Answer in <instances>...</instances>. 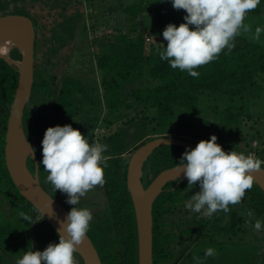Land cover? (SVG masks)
<instances>
[{
    "label": "trees",
    "instance_id": "16d2710c",
    "mask_svg": "<svg viewBox=\"0 0 264 264\" xmlns=\"http://www.w3.org/2000/svg\"><path fill=\"white\" fill-rule=\"evenodd\" d=\"M49 1H37L42 5L45 23L37 25L31 19L35 31L42 36V43L35 40V60H41L34 71L32 94L23 114L25 136L35 155V160L27 159V167L34 175L37 165L41 187L70 211L72 206L66 203L67 194L53 190L46 180L48 173L40 163L46 129L71 124L80 111L89 107H94L97 114L103 108L106 111L98 123L99 129L102 126L110 128L121 121L122 126L114 133L99 134V142L108 145L104 153L109 157V167L104 173L106 202L104 208L93 215L87 235L101 264H138L136 219L127 188V165L123 163V154L142 140L148 142L156 138L154 136L179 134L176 116L180 117L183 111L193 116L203 113L204 96L219 95L230 99L257 86L258 80L264 77V46L241 34L235 38L233 49L226 48L218 58L195 69L199 76L192 77L187 71L172 69L168 61L161 60L158 55L157 50L167 46L163 30L169 23L179 26L186 15L185 10L174 9L169 0H114L116 6L113 7L103 6L105 0H90L92 4L99 1L113 19L120 17L117 25L108 24L107 20L102 34L107 30L110 33L93 42H89L88 31L83 25L85 13L82 10H76L68 3L55 13L47 8ZM5 3L6 0H0V17H28L29 13L22 9L6 12L3 9ZM34 8V11L40 9ZM100 10L103 9H95L96 12ZM261 10L260 5L249 14L261 15ZM52 19L56 21H49ZM96 25L98 23L92 26L93 31L98 29ZM90 43L97 46L94 55ZM10 56L16 61L21 59L18 50L10 52ZM75 58L77 62L83 59L84 66H75ZM95 73L100 75L102 99L100 95L98 98L94 95L98 88ZM17 83V69L0 59V264H16L17 259L32 247L34 251H42L49 243L59 242L57 233L18 191L6 168L5 136ZM225 108L224 118L230 123L236 122L240 115L233 112L229 104ZM237 111L241 113L238 107ZM98 119L94 115L91 121L95 124ZM95 125L87 133L82 126L75 128L89 134L93 141ZM130 125L133 132L128 130ZM242 140L247 152L236 151L250 154L252 142L257 140L260 145L254 155L264 161V130L262 134L252 135L250 140L239 139L238 143ZM185 150L160 147L145 168L147 175L153 180L160 173L176 167ZM197 191L198 182L189 189L187 179L177 180L169 183L156 199L153 205L156 264H169L178 256L173 254L176 249L184 256L183 264H189L187 262L194 258L191 250L196 244L221 239L236 241L249 227L254 228L257 219L264 221V193L255 182L239 204L229 205V212L220 210L211 217L186 212L189 210L185 207L186 200ZM76 207H80V202ZM21 212L31 216V221L24 220ZM259 232L261 237L255 241L263 247L264 229ZM173 242L176 244L174 249L171 247ZM74 257L76 264H83L77 253ZM262 260L260 264H264V256Z\"/></svg>",
    "mask_w": 264,
    "mask_h": 264
},
{
    "label": "clouds",
    "instance_id": "9594fccd",
    "mask_svg": "<svg viewBox=\"0 0 264 264\" xmlns=\"http://www.w3.org/2000/svg\"><path fill=\"white\" fill-rule=\"evenodd\" d=\"M163 2V0H161ZM176 10H185L184 22L177 26L169 23L163 30L167 46L158 49L161 60L168 61L172 69L187 71L198 77V67L205 65L225 50L235 47V38L242 33H251V26L245 23L247 14L261 5L262 0H169ZM264 26H257L251 39L259 41ZM213 134L208 140H201L195 148L190 146L183 152L176 170L188 181L191 189L197 182L199 191L191 195L185 207L192 212L211 217L222 210L230 211L229 205L242 201L246 190L253 187V173L264 170V161L252 154L236 150L225 151ZM108 145L92 141L71 124L50 126L42 140L46 180L56 192L67 194L66 203L71 210L59 222L58 243H49L44 250L25 251L16 264H76L74 254L77 246L86 238L93 220L92 211L76 207L82 197L97 185L105 183V169L109 157L104 155ZM34 155V152H32ZM40 163H37L40 165ZM178 175V176H179ZM20 216L31 221V216L21 212ZM251 217L252 213L249 212ZM51 217V216H50ZM253 227L264 229V221L257 219ZM215 255L213 248H207L205 257ZM196 264L203 260L194 257Z\"/></svg>",
    "mask_w": 264,
    "mask_h": 264
},
{
    "label": "rangeland",
    "instance_id": "374dc122",
    "mask_svg": "<svg viewBox=\"0 0 264 264\" xmlns=\"http://www.w3.org/2000/svg\"><path fill=\"white\" fill-rule=\"evenodd\" d=\"M37 1L38 0H6L7 3L3 4V9L6 10V12L8 13L14 12L15 9L26 10L29 13L28 17L30 19H34L37 25H43L45 23L42 20L44 18L43 8L40 3H37ZM62 2H64L63 5H61ZM67 4L70 7H73L74 5V7H76V10H82V12L85 13L83 25L88 31L87 36L90 39L89 42H93L96 38L100 37L101 35H104L108 32L110 33V30H107L106 32H104V34H102L103 29L107 24V20L108 24L110 23L111 25H117V22L120 18L119 16H117L115 17L116 19H113L114 16H109L108 11L104 7H102V5H100L99 1L97 3L94 2V4H92L90 0H50L47 8L56 13L63 6H67ZM104 5L113 7L116 6V2L114 0H105L103 6ZM34 6H37V9H40L38 11H34L36 9L34 8ZM261 7V15H252L249 13L247 14L245 18V23L251 26L252 31L251 33L242 34L245 36V38H248L249 41L264 46V34L261 35V39L259 41L251 39L252 34H254L255 32V28L257 26H264V1L262 2ZM96 8H102L103 10L96 12ZM49 21H56V19H52ZM97 23L98 25L96 26H98V29L93 31L94 28L92 26ZM39 37L42 39L41 34L39 35ZM90 46L91 54L94 55L98 51L97 46L91 43ZM15 50L18 49L12 48L11 52ZM38 54H40V52ZM75 59V66H84L83 59H81L80 62H77V58ZM79 67H74L73 69L78 71ZM95 74L96 79L98 81V88L96 94L94 95H96V97H99L100 95V98L102 99L103 91L99 85L100 75L98 73ZM228 104L232 106L233 112L238 113L240 115H238L239 118L236 122L233 121L232 123H230L226 120V118H224V116L226 115L225 107ZM237 107L240 109L241 113L237 111ZM202 109L203 113H200L198 116H193L188 112L184 111L181 113L183 115L180 114V117H178V115L176 116L175 121L178 118L176 124L178 125L177 128L180 129L179 134H165L163 136L158 135L154 137L169 136L185 138L186 140H195L199 142L201 140H208L211 135L215 134L218 137L217 143H219L225 151L239 149L243 152H247L245 141L242 140V142L238 143V140L244 138L250 140L252 135L254 137L256 136V133L262 134L264 130V77L258 80L257 86L249 88L246 93L241 96H236L230 99L226 96L219 95L204 96ZM105 112L106 111L104 108L103 110L101 109L99 111V114H97L96 109L94 107H89L87 109L85 108L80 111V114L74 119L73 122H71V125L74 128L82 126L84 131L87 130L85 131L87 133L88 130L93 129V125L96 124L94 127V130H96L98 122L103 119V117L105 116ZM94 115L99 118V121L97 120L95 124H93L91 121V118H93ZM180 122L181 126H179ZM119 126H122L121 121L111 125L110 128L103 126L100 127V132H102L103 135L107 136L108 134L114 133ZM128 127V130H130L131 132L134 131L132 125ZM84 131H81L82 134L86 136L89 135L85 134ZM90 132L92 131H89V133ZM99 134L101 135V133ZM195 136H198L200 139L197 140ZM90 137L91 136L89 135V138ZM98 137L99 135H97V137H93V141L99 142ZM144 141L145 140L140 141L136 146H134V148H132L123 155L124 164L128 165L132 153L141 144L146 143ZM258 145H260V143L257 140L252 142V154H255V150L259 148ZM29 155L30 154H28V156ZM146 184L147 183H145V185ZM94 189L95 188L87 192V194L80 200V207H86L90 209L92 211V214H94V212H99L100 210H102L105 205L102 196L101 199L96 200V197L92 195ZM91 203L95 204V208L92 207ZM186 212L189 214L191 213V210H188ZM248 229L246 234L243 235L241 239H238L233 242L223 241L224 239H221L220 241H202L196 244L191 250V256L200 258L201 260H203V264H260V262L263 261L262 259L264 255V246L262 247V245L256 242L255 240L261 237V234L255 228L249 227ZM207 248H213L215 250V255L205 257V251ZM187 263L196 264V260L193 258L192 261Z\"/></svg>",
    "mask_w": 264,
    "mask_h": 264
},
{
    "label": "water",
    "instance_id": "95a60500",
    "mask_svg": "<svg viewBox=\"0 0 264 264\" xmlns=\"http://www.w3.org/2000/svg\"><path fill=\"white\" fill-rule=\"evenodd\" d=\"M2 29L16 33L22 41V48H17L21 54L19 61L12 59L11 56L7 57L10 58V61L6 57H0L7 64L15 67L18 72L17 88L10 107L5 136L6 168L21 195L38 210L41 218L57 233L59 222L66 217L69 211L49 196L41 187L37 165L34 175L27 167V159L30 157L35 160V155H32L34 151L25 136L23 114L32 94L35 66L39 65L40 62H36L34 56L35 31L33 23L30 18L23 15H6L0 17V30ZM39 40L42 43L40 37ZM197 144L198 141L186 140L185 138L156 137L141 144L130 157L127 167V188L136 219L138 264H152V208L154 201L167 184L186 179L183 173L179 175L176 170H173L176 166L160 173L147 187H144L141 180L144 163L160 147L173 146L186 149L189 146L195 148ZM24 148H27L30 152L27 157L23 154ZM253 175L254 182L264 193V170L256 171ZM76 253L82 259L83 264H101L98 253L88 235L77 246Z\"/></svg>",
    "mask_w": 264,
    "mask_h": 264
},
{
    "label": "flooded vegetation",
    "instance_id": "af4514ba",
    "mask_svg": "<svg viewBox=\"0 0 264 264\" xmlns=\"http://www.w3.org/2000/svg\"><path fill=\"white\" fill-rule=\"evenodd\" d=\"M33 27H34V24H33ZM34 31H35V29H34ZM40 35V33L38 32V31H35V40H39V36ZM36 55V48H35V42H34V56ZM38 60V59H37ZM37 60H35L36 62H37ZM41 59H39L38 61H40ZM36 67L37 66H35V69H36ZM35 71V70H34ZM98 123H101V120L98 122ZM101 130L99 129V128H97L96 130H94V137H97V135H99V133H101L102 134V132H100ZM103 135V134H102ZM99 138V137H98ZM98 138H97V140H98ZM97 142V141H96ZM159 149V148H158ZM157 149V150H158ZM156 152V150L154 151V153ZM134 153V152H133ZM132 153V154H133ZM124 155V154H123ZM152 155L153 154H151L149 157H148V159H147V161L144 163V166H143V175H142V178H141V180H142V183H143V186L144 187H147L146 185H149V183L152 181L151 180V178L149 177V175H147V172H146V170H145V168H146V166H147V164H148V162H149V160H150V158L152 157ZM122 158H123V156H122ZM127 167H128V165H127ZM145 183H147L146 185H145ZM168 185V184H167ZM167 185L164 187V189H163V191L165 190V188L167 187ZM95 189L93 190V192H92V195H94V197H96V200H98V199H101V196H102V199H104V202H106V197H105V189H104V184L101 186V185H97V186H95L94 187ZM162 191V192H163ZM158 198V197H157ZM156 201V200H155ZM155 201H154V203H155ZM96 203V202H95ZM92 204V207H94L95 208V204L94 203H91ZM94 205V206H93ZM154 205V204H153ZM81 206V205H80ZM134 209V208H133ZM101 211V210H100ZM99 211V212H100ZM96 213H98V212H94V214H96ZM93 214V215H94ZM174 217H176L177 218V215H175ZM152 218H153V208H152ZM171 247L174 249V247H176V244H175V242H173L172 243V245H171ZM174 255L175 254H178V256L176 257V258H172V260H171V262H169V264H183V260H184V256L182 255V254H180V253H178L177 252V249L174 251V253H173ZM154 252H152V264H156L155 263V261H156V259L154 258ZM165 264H167V263H165Z\"/></svg>",
    "mask_w": 264,
    "mask_h": 264
},
{
    "label": "bare ground",
    "instance_id": "6f19581e",
    "mask_svg": "<svg viewBox=\"0 0 264 264\" xmlns=\"http://www.w3.org/2000/svg\"><path fill=\"white\" fill-rule=\"evenodd\" d=\"M22 48V41L18 35L10 30L2 29L0 30V57H9L11 48ZM10 61V58H7ZM24 156L30 154L27 148L23 149Z\"/></svg>",
    "mask_w": 264,
    "mask_h": 264
},
{
    "label": "built area",
    "instance_id": "2783aa9c",
    "mask_svg": "<svg viewBox=\"0 0 264 264\" xmlns=\"http://www.w3.org/2000/svg\"><path fill=\"white\" fill-rule=\"evenodd\" d=\"M210 139V138H209ZM250 154H252V153H250ZM253 156H255L254 154H252ZM264 256V255H263Z\"/></svg>",
    "mask_w": 264,
    "mask_h": 264
}]
</instances>
